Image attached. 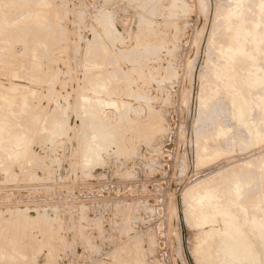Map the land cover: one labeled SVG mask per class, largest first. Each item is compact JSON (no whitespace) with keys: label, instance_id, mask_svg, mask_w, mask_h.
<instances>
[{"label":"rangeland","instance_id":"rangeland-1","mask_svg":"<svg viewBox=\"0 0 264 264\" xmlns=\"http://www.w3.org/2000/svg\"><path fill=\"white\" fill-rule=\"evenodd\" d=\"M233 1L0 0V92L14 98L0 99V264H251L218 249L214 224H193L197 196L187 194L215 175L221 196L201 211L234 210L222 189L240 178L239 207L250 219L264 213V140L243 128L220 73L218 43L230 38L220 17ZM260 1L242 3L262 34ZM41 7L39 26L29 14ZM249 45L242 74L263 77L264 39L260 51ZM258 93L263 84L246 97L264 138Z\"/></svg>","mask_w":264,"mask_h":264},{"label":"bare ground","instance_id":"bare-ground-1","mask_svg":"<svg viewBox=\"0 0 264 264\" xmlns=\"http://www.w3.org/2000/svg\"><path fill=\"white\" fill-rule=\"evenodd\" d=\"M232 1V0H231ZM244 1V0H243ZM257 1V0H256ZM248 2V1H247ZM251 3V2H250ZM181 4V3H180ZM244 3H242V0H234L233 2H232V4H231V7H229L228 5V8H227V10H225L224 11V13L223 14H221V12H220V14L222 15H220L221 17H220V19H222L221 20V23L223 24H221L222 26H224V29H225V31L226 32H228V36L230 37V38H228L229 39V41H228V44H227V46H221L220 45V43H218L219 44V47L217 48V50H218V56L220 57V60H222L221 58H224V60H225V62H224V64H223V66L221 67V74L223 73V74H225L226 76V80H223V81H225V84H224V86L223 87H225V90H226V93H229L230 94V96H227V97H229V99H230V101H231V103L232 104H235V111L237 112V114L239 115V117H240V119L242 120V124H243V128H245L246 130H249V131H251L252 132V135H253V137L255 138V140H264V138H261L260 137V135H259V131H257L256 130V128L253 126V123L252 122H254V119H252V116H251V119L253 120H251L250 118H249V116H250V114H252L251 113V108H252V104H251V101L249 100V97L247 98L246 97V94H247V91H249V89L250 88H253L254 87V89H255V87L256 86H259V85H264V76L262 77V76H260V74H259V76L258 75H256V74H254L253 75V77H250V74H248L247 75V73H246V77L245 76H243V74H242V68H241V64L242 63H244V62H246V61H249L250 63H252L253 62V60H254V55H252V52L250 51V50H245V48L247 47V45H246V47H245V44H246V42L248 41H250V44L253 46V47H255V51H256V48L258 47V50H259V47L260 46H258L262 41H263V39H264V31H263V33L261 34V32H258V30H259V28H258V21H254L251 25L249 24V26H248V24H246V13H248L247 12V8H246V6H244L243 5ZM249 4V3H248ZM258 5V4H257ZM248 8L250 9L251 7H249L248 6ZM225 9V8H224ZM223 9V10H224ZM253 9V8H252ZM30 11V10H29ZM253 11H255V10H253ZM252 11V12H253ZM257 11H258V15H255V16H259L263 11H264V0H261L260 1V4L258 5V7H257ZM47 12H48V9H45V8H40V9H35V10H33V11H31L30 12V14H29V18L31 19V22L32 23H34L35 25H39L40 26V24H42L43 23V21H44V19L46 18V15H47ZM223 12V11H222ZM249 12H250V10H249ZM251 12V13H252ZM49 13H50V10H49ZM255 14V13H254ZM248 15H250V14H248ZM2 16V15H1ZM219 18V17H218ZM257 18V17H256ZM22 19V18H21ZM252 19V18H251ZM3 20V19H2ZM248 20H249V17H248ZM255 20V19H254ZM259 20V19H258ZM262 21V20H261ZM264 21V20H263ZM6 22V21H5ZM249 23H250V20H249ZM263 24V23H262ZM257 28H258V30H257ZM261 29H263V28H261ZM51 31V30H50ZM52 32V31H51ZM225 32V33H226ZM227 43V42H226ZM224 44V43H223ZM251 45H249V46H251ZM261 48V47H260ZM250 49V48H249ZM264 49V48H263ZM262 49V50H263ZM258 50H257V52H258ZM254 51V52H255ZM260 51V50H259ZM256 52V53H257ZM260 53V52H259ZM262 54V53H261ZM259 55V54H258ZM262 55H264V53L262 54ZM256 58V57H255ZM259 59V58H258ZM260 59H261V57H260ZM262 60H263V58H262ZM255 61H256V59H255ZM222 63V62H221ZM250 63H248V64H250ZM248 64H246V65H248ZM260 64V63H259ZM219 65V64H218ZM218 65H217V67H218ZM253 65V64H252ZM261 65V64H260ZM215 66V65H214ZM255 66V65H254ZM258 67H259V65H258ZM211 67H209V69H210ZM219 68V67H218ZM249 68V67H248ZM214 69V68H213ZM244 70H245V68H244ZM250 70H252L251 68H250ZM253 70H254V68H253ZM248 71V70H247ZM254 71H256V70H254ZM210 72V71H209ZM209 72H206V74L207 73H209ZM214 72H216V71H214ZM257 72V71H256ZM218 73V72H217ZM214 74H216V73H214ZM219 74V73H218ZM264 74V73H263ZM205 75V74H204ZM213 75V74H212ZM214 76V75H213ZM213 76H212V78H211V76H209L211 79H213ZM216 76V77H215ZM214 77H215V79H219L220 77H219V75L217 76V75H215ZM222 76H224V75H222ZM206 77H208V76H206ZM218 77V78H217ZM210 79V80H211ZM224 79V78H223ZM204 80H207V79H204ZM221 80V79H220ZM207 81H209V80H207ZM219 81V80H218ZM217 81V82H218ZM213 82V81H212ZM216 82V81H215ZM214 82V84H216ZM203 83H205V82H203ZM208 83V82H207ZM206 83V84H207ZM209 84V83H208ZM218 84V83H217ZM213 85V84H212ZM219 85V84H218ZM209 86V85H208ZM208 86H206V87H208ZM213 86H211V88H212ZM217 87V86H216ZM209 88V87H208ZM208 88H206V89H208ZM263 88V87H262ZM8 89H10L11 91H15L16 89H18V87L16 86V85H14V86H11V87H8ZM214 89V88H213ZM218 89V88H217ZM204 90V89H203ZM202 90V91H203ZM259 90V89H258ZM258 90H257V92H258ZM261 90V89H260ZM1 91V90H0ZM3 91V90H2ZM207 91V90H206ZM205 91V93L208 95V93ZM221 91V90H220ZM209 92V91H208ZM214 92V91H213ZM222 92V91H221ZM26 93V92H25ZM203 93V92H202ZM212 93V92H211ZM211 93L209 94L210 96H212L211 95ZM250 93V92H249ZM21 94V93H20ZM23 94H24V92H23ZM205 94V95H206ZM213 94V93H212ZM216 94H218V93H216ZM220 94V93H219ZM222 94H223V92H222ZM254 94H256V93H254ZM259 94V93H258ZM14 95V94H13ZM204 95V97H206ZM214 95V94H213ZM260 95V94H259ZM16 96V95H15ZM209 96V97H210ZM218 96V95H217ZM221 96V95H220ZM222 96H224V95H222ZM251 96V95H250ZM254 96H256V95H254ZM13 96H12V94L11 93H8V92H5V93H2V92H0V99H2V100H4L3 102H5V100L6 101H8V103H12L13 102V100H14V98H12ZM26 97V96H25ZM225 97V96H224ZM260 97H261V95H260ZM208 98V97H207ZM217 98H219V97H217ZM25 99V98H24ZM28 99V98H27ZM84 99H85V97H84ZM99 100L97 101V98L95 99L96 101V106H97V103L99 102H103V104L105 103V104H108V105H110V102L111 101H103V100H100V98H98ZM210 99H212V98H210ZM210 99H205V100H210ZM216 99V98H215ZM226 99V98H225ZM225 99H224V101H225ZM16 100V99H15ZM19 99H17V101H18ZM23 100V99H22ZM85 100H89V98L88 99H85ZM84 100V101H85ZM218 100V99H217ZM228 100V99H227ZM259 100H260V102H258V103H260L261 104V106H264V98H259ZM216 101V100H215ZM219 101V100H218ZM16 102V101H15ZM212 102H213V100H212ZM227 102V101H226ZM225 102V103H226ZM7 103V104H8ZM112 103V102H111ZM208 103V102H207ZM207 103H206V105H207ZM219 103V102H218ZM253 103V102H252ZM231 104V105H232ZM201 105V104H200ZM222 105V104H221ZM220 105V107H222ZM228 105V104H227ZM258 105V104H257ZM101 106H102V104H101ZM18 107V106H17ZM203 107V106H202ZM219 107V108H220ZM223 107H224V105H223ZM230 107V106H229ZM228 107V108H229ZM26 108V107H25ZM233 108V107H232ZM231 108V109H232ZM221 109V108H220ZM230 109V108H229ZM259 110V109H258ZM263 110V109H262ZM19 111V110H18ZM217 111V110H216ZM92 112V111H91ZM235 112V113H236ZM15 113V112H14ZM232 113V112H231ZM20 114V113H19ZM91 114H93V113H91ZM263 114V113H262ZM253 115V114H252ZM17 116V115H16ZM213 116V115H212ZM234 116V115H233ZM233 116H232V118H233ZM235 116H237V115H235ZM1 117V116H0ZM231 117V116H230ZM254 117V116H253ZM255 117H256V115H255ZM258 117H259V113H258V116H257V119H258ZM261 117V116H260ZM38 118V117H37ZM211 118V117H210ZM262 118V117H261ZM21 119V118H20ZM26 119H27V117H26ZM235 119V118H234ZM256 119V118H255ZM260 119V118H259ZM258 119V120H259ZM264 119V118H263ZM7 120V119H6ZM212 120V119H211ZM262 120V119H261ZM42 121V120H41ZM213 121V120H212ZM215 121V120H214ZM218 121V120H217ZM237 121V119H235V122ZM239 121V120H238ZM257 121V120H256ZM21 122V121H20ZM216 122V121H215ZM205 123H207V122H205ZM222 123V122H221ZM256 123V122H255ZM39 124V123H38ZM42 124V123H41ZM94 124V123H93ZM204 124V123H203ZM215 124H217V123H215ZM215 124H212L213 126L215 125ZM260 124V123H259ZM217 125H219V124H217ZM222 125V124H221ZM238 125H239V123H238ZM255 125V124H254ZM262 125V124H261ZM41 126V125H40ZM202 126V125H201ZM206 126V125H205ZM220 126V125H219ZM222 126H224V125H222ZM263 126H264V124H263ZM211 127V126H210ZM202 128V127H201ZM215 126H214V131H215ZM2 129V128H1ZM94 129H96V128H94ZM93 129V130H94ZM207 129V128H206ZM210 129H213V128H210ZM209 129V130H210ZM226 129V128H225ZM224 129V130H225ZM229 129V128H228ZM244 129V130H245ZM261 129V128H260ZM97 130V129H96ZM263 130V129H262ZM95 131V130H94ZM204 131H206L205 129L203 130V132ZM208 131V130H207ZM206 131V132H207ZM211 131V130H210ZM219 131H221L220 129H219ZM219 131H217V132H219ZM229 131V130H228ZM91 132V131H90ZM100 133H101V131H99ZM107 132V131H106ZM112 132H114V131H112ZM224 132V131H223ZM226 132V131H225ZM263 131H261V133H262ZM35 133V132H34ZM92 133H94L93 131H92ZM100 133H98V134H100ZM104 133H105V130H104ZM208 133V132H207ZM206 133V134H207ZM221 133V135H222V132H220ZM264 133V132H263ZM96 134V133H95ZM102 134V133H101ZM100 134V135H101ZM106 134V133H105ZM112 134H114V133H112ZM201 134H203V133H201ZM209 134V133H208ZM211 134V133H210ZM212 134H214V133H212ZM223 134H225V133H223ZM228 134V133H227ZM227 134H226V136H227ZM204 135V134H203ZM262 135V134H261ZM264 135V134H263ZM96 136V135H95ZM94 136V137H95ZM103 136V135H102ZM101 136V137H102ZM202 136V135H201ZM205 136V135H204ZM203 136V137H204ZM214 136V135H213ZM223 136V135H222ZM92 137L93 136H91V141L93 140L92 139ZM114 138H115V136H113ZM207 137V136H206ZM109 138V137H108ZM210 138V137H209ZM216 138V137H215ZM218 138V137H217ZM223 138H225L224 136L222 137V139ZM106 139V138H105ZM110 139V138H109ZM203 139V138H202ZM231 139V138H230ZM96 140V139H95ZM98 140V139H97ZM204 140V139H203ZM207 140V139H206ZM213 140V139H212ZM219 140H220V138H219ZM251 140H253V138L251 139ZM90 141V142H91ZM216 141V140H215ZM214 141V142H215ZM230 141V140H229ZM16 142H17V144H20V138L18 139V137L16 136ZM98 142H100V141H97V142H94V143H97V144H99ZM205 142V141H204ZM211 142V141H210ZM213 142V143H214ZM253 142V141H252ZM251 142V144H253ZM255 142V141H254ZM259 142V141H258ZM92 143V142H91ZM206 143V142H205ZM219 142H217V144H218ZM261 143V142H260ZM96 144V145H97ZM101 145V144H100ZM208 145H209V143H208ZM207 145V146H208ZM90 146V145H89ZM93 146H94V144H93ZM205 146V145H204ZM217 146H219V145H217ZM244 146H245V144H244ZM23 147V146H22ZM92 147V146H91ZM214 147V146H213ZM202 148V147H201ZM207 148V147H206ZM210 147L208 146V149H209ZM218 148V150L219 151H221V150H224V148L223 149H219V147H217ZM211 149H213L212 147H211ZM214 149H216V148H214ZM201 150V149H200ZM217 150V151H218ZM89 151V150H88ZM203 151V150H202ZM217 151H215V152H217ZM90 152V151H89ZM214 152V153H215ZM222 152V151H221ZM220 152V153H221ZM224 152V151H223ZM225 152H227L226 150H225ZM264 152V151H263ZM262 152V153H263ZM210 153V152H209ZM219 153V152H218ZM202 154V153H201ZM211 155V154H210ZM209 155V156H210ZM216 156H217V154H215ZM220 155V154H219ZM199 156H200V154H199ZM202 156V155H201ZM204 156H207V155H204ZM256 157V156H255ZM259 159L260 160H258L257 159V157H256V159H257V166L256 167H258V168H264V153L262 154V156H260V154H259ZM200 158V157H199ZM209 159V158H208ZM249 159V158H248ZM251 159V158H250ZM249 159V160H250ZM253 159V158H252ZM199 160V159H198ZM201 160H202V158H201ZM247 160V159H246ZM244 161V160H243ZM248 161V160H247ZM252 161V160H251ZM251 161H250V165H252L253 166V164H251ZM249 162V161H248ZM246 163V162H245ZM244 163V164H245ZM240 164V163H239ZM238 164V165H239ZM243 164V165H244ZM229 165V164H228ZM246 165H247V163H246ZM245 166V165H244ZM232 167V166H231ZM248 167V166H247ZM250 167V166H249ZM248 167V168H249ZM245 168V167H244ZM255 168V167H254ZM257 168V169H258ZM221 169H223V168H221ZM220 169V170H221ZM250 169V168H249ZM219 170V169H218ZM219 170V171H220ZM224 170V169H223ZM226 170H228V169H226ZM226 170H225V172L224 173H227L226 172ZM248 170V169H247ZM256 170V169H255ZM217 171V170H216ZM259 171V170H258ZM264 171V170H263ZM262 171V172H263ZM222 172V171H221ZM221 172H219V173H221ZM232 172V171H231ZM240 172V171H239ZM256 173H257V171H255ZM254 172V173H255ZM261 172V171H260ZM259 172V173H260ZM212 173H213V171H212ZM215 173V172H214ZM223 173V172H222ZM221 173V174H222ZM253 172H252V176H253V174H254ZM264 173V172H263ZM262 173V174H263ZM210 174V173H209ZM208 174V175H209ZM216 174V173H215ZM218 174V173H217ZM228 174V173H227ZM261 174V173H260ZM220 175V174H219ZM226 174H224V176H225ZM229 175H231V174H229ZM234 175V174H233ZM232 175V176H233ZM238 175V174H237ZM245 175V174H244ZM214 177H215V175H213ZM224 176H223V178H224ZM227 176V175H226ZM232 176H229V177H232ZM236 176V175H235ZM243 176V175H242ZM251 176V177H252ZM263 176V175H262ZM261 176V177H262ZM205 177H207V176H205ZM211 176V174H210V177H207V179H203V178H201V180L202 181H199V182H197V183H194L193 184V186L192 187H190V189H189V191L187 192V194L189 195V196H191L190 198H194V196H197V199H196V201L195 202H193V201H190V200H188V201H190L188 204L190 205V203L191 202H193L195 205V207H192L193 206V204L191 205V207L192 208H194V213H190V214H192V216L190 215V217H191V221L193 220V224L195 225H197V224H204V223H208V224H214L215 226H216V236H217V238H218V243H219V247H218V249H221L223 252H224V254L231 260V261H238V260H245V261H248V262H250L251 264H258V258H259V255L260 254H262L263 255V257H264V213L262 214V215H260L259 214V216L257 215V217L256 218H249L250 216H248L249 214H246V210L244 211V209L242 208V206L241 207H239L240 205H238V203L240 202V200H239V197L242 195V194H245L246 195V193H247V190H245V188H244V190L246 191V193H242L243 191H242V187L243 186H241V185H244V184H242V183H240V181H239V179L240 178H238L235 182L233 181V188L231 189V188H229L230 190H228V191H223L224 189H222V188H219L220 189V192H221V189H222V192L223 193H229L228 195V204H232L233 203V206L235 207V209L234 210H227V209H225L226 211H214L213 210V208H215V207H210L211 209H212V211H214L213 213L211 212V210H210V213L209 214H206L207 212V210L205 209V212L206 213H204V212H202L201 211V202H202V200H206V205L209 207V205H211L212 204V201H213V199L215 200V198H217L218 196L220 197L221 195H218L217 197H216V194H214L213 192H215V189L213 188V187H215V185H216V183H215V185L213 186V187H211V185H212V183H214L213 181L215 180V178L214 177H212ZM217 177V176H216ZM218 177H220V179H223V178H221V176H218ZM228 177V176H227ZM228 177V178H229ZM234 177V176H233ZM228 178L226 179V180H228ZM241 178H243V177H241ZM246 178V177H245ZM244 178V179H245ZM217 179H219V178H217ZM216 179V180H217ZM244 179H242V180H244ZM254 180V178L252 177L251 178V180ZM224 180V179H223ZM248 180V179H247ZM250 180V181H251ZM264 179H262V181H263ZM218 181V180H217ZM222 181V180H221ZM220 181V182H221ZM230 181V180H229ZM229 181H227V182H223L222 183V185L224 184V183H228ZM249 181V180H248ZM261 181V183L263 184L264 182H262ZM220 184V183H219ZM226 184H224V185H226ZM241 184V185H240ZM251 184V183H250ZM258 185H259V183H258ZM257 185V186H258ZM227 186V185H226ZM231 186V184L228 186V187H230ZM221 187H223V186H221ZM232 187V186H231ZM247 187H248V185H247ZM215 188H217V185H216V187ZM225 188V187H224ZM212 189H214V191L212 190ZM218 189V188H217ZM227 189V188H226ZM256 189V188H255ZM255 191V190H254ZM258 191V190H257ZM218 192V191H217ZM222 192H221V194H222ZM251 192H253L252 190H251ZM250 192V193H251ZM261 192H263V191H261ZM216 193V192H215ZM254 193H256V192H254ZM220 194V193H219ZM259 194V193H258ZM188 195H186V196H188ZM224 195V194H223ZM222 195V196H223ZM226 195V197H227V194H225ZM224 195V196H225ZM250 195V194H249ZM249 195H247L248 197H246V199L247 198H251V197H249ZM193 196V197H192ZM243 196V195H242ZM241 196V197H242ZM254 196V195H253ZM260 196V195H259ZM189 198V199H190ZM222 198V197H221ZM224 199V198H223ZM253 199V198H252ZM191 200H193V199H191ZM195 200V199H194ZM219 200V199H218ZM225 200V199H224ZM242 200H244V199H242ZM263 200V199H262ZM220 201V200H219ZM226 201V200H225ZM239 201V202H238ZM248 201H250V200H248ZM248 201H247V204H248ZM253 201V200H252ZM214 202V201H213ZM215 202H217L218 203V201H216L215 200ZM214 202V203H215ZM221 202V201H220ZM219 202V204H221ZM230 202V203H229ZM260 202V201H259ZM223 203H225L224 201H223ZM253 203V202H252ZM202 204H203V202H202ZM205 204V203H204ZM218 204V205H219ZM240 204V203H239ZM242 204H243V202H242ZM217 205V204H216ZM224 205V204H223ZM254 205V204H253ZM197 206H200V207H197ZM202 206H205V205H202ZM229 206V205H228ZM246 206V205H245ZM250 206V205H249ZM252 206V205H251ZM190 207V206H189ZM225 207V206H224ZM227 207V206H226ZM230 207V206H229ZM255 207H256V204H255ZM205 208H207V207H205ZM221 208V207H220ZM223 208V207H222ZM221 208V209H222ZM196 209V210H195ZM208 209V208H207ZM217 209V208H216ZM262 209V208H261ZM203 210V209H202ZM208 210V211H209ZM220 210V209H219ZM249 210V209H248ZM264 210V209H263ZM262 210V212H264ZM252 211V210H251ZM193 212V211H192ZM261 212V211H260ZM255 213V212H254ZM256 215V214H255ZM218 217V218H217ZM195 244H196V246H203L204 245V236H203V234H199L198 235V237H197V239H195ZM217 249V250H218ZM8 253V252H7ZM20 253V252H19ZM216 254V253H215ZM222 255V254H221ZM9 256V255H8ZM8 256H6V254H4V253H1L0 254V258H7ZM19 256V255H18ZM24 256V255H23ZM226 256H224V257H226ZM11 258V257H10ZM216 259H217V257H216ZM226 260V259H225ZM7 261V260H6ZM216 260H215V255H214V258H213V262H215ZM218 261V260H217ZM243 262V261H242ZM237 263V262H236ZM261 263V262H260ZM215 264H217V262H215Z\"/></svg>","mask_w":264,"mask_h":264}]
</instances>
